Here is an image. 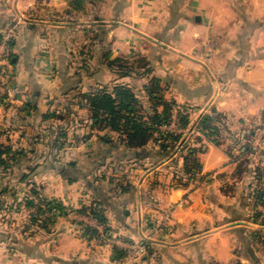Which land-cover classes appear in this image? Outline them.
I'll list each match as a JSON object with an SVG mask.
<instances>
[{
    "label": "crops",
    "instance_id": "1",
    "mask_svg": "<svg viewBox=\"0 0 264 264\" xmlns=\"http://www.w3.org/2000/svg\"><path fill=\"white\" fill-rule=\"evenodd\" d=\"M241 2L245 16L238 14V5L233 8L237 19L229 23L231 37L215 40L212 52L206 39L194 32L204 22L201 12L211 7L206 0H106V20L101 16L96 28H100V39L108 41V59L141 56L150 68L149 75L160 78L178 103L197 105L203 116L220 115V127L224 125L232 133L231 128L264 125V0ZM251 7L260 14L253 16ZM75 11L74 0H0V28L11 38L10 73L20 87L19 92L0 100V138L6 140L0 145L24 153L28 161L21 167L22 175L28 174V185L37 184L40 196L57 200L65 208L79 206L75 216L64 212L48 227H30L27 218L25 227L16 228L17 238H0V264H147L142 258L148 248L140 257L132 254L130 245L137 243L153 248L151 264H264V216L256 218L251 211L252 190L256 185L264 188V163L242 164L233 158L237 146L226 149L222 133L214 140L203 138L204 145L197 152L201 168L189 181L180 177L183 156L176 157L174 166L145 165L147 173L139 180L133 175L134 168L130 171L128 167L121 176L114 173V162L129 160L138 167L136 162L163 155H158V147L151 141L146 160L137 154L140 150L121 144L112 131L104 138L106 173L97 163L100 149L95 147L76 148L77 158L65 167L56 162L49 165L51 154L38 152L46 112L56 108L57 96L72 90L64 89L65 83L75 76L82 82L85 74L95 75L89 67L72 66L78 57L71 45L80 39ZM254 25L257 28L251 31ZM85 28L86 33L95 31L94 24ZM193 35L195 39L187 42ZM197 43L203 46L199 58L195 56ZM94 55L92 50L90 58H85L93 61ZM117 73L106 68L110 81L127 80L133 85L138 78L147 79L139 71L129 77ZM89 87L92 82L82 91ZM261 139L264 153V135ZM85 158L95 166L86 167ZM162 167H166L165 176L159 173ZM14 168V164L6 170L0 168V173L11 174ZM64 169L73 174L65 176ZM258 171L261 180L256 178ZM2 179L0 187L14 184L9 176ZM93 202L105 212L112 234L106 239L85 233L87 226L99 230L100 237L105 232L96 218L79 211ZM2 232L0 229V236ZM114 246L126 249V257L115 259Z\"/></svg>",
    "mask_w": 264,
    "mask_h": 264
},
{
    "label": "rangeland",
    "instance_id": "2",
    "mask_svg": "<svg viewBox=\"0 0 264 264\" xmlns=\"http://www.w3.org/2000/svg\"><path fill=\"white\" fill-rule=\"evenodd\" d=\"M206 2H209L211 7L209 10H205L201 12L202 17L204 18V22L202 25L198 26L199 28H197L196 31L194 32L199 33V35L203 37L202 39H206L207 41L206 47L208 51L212 52L216 50L215 40L230 39L231 37V30L229 27L230 26L229 23L237 19L236 18L237 16L234 13V9H235L234 7L238 5L240 9V12L238 11V14H242L244 11L241 8L242 6L239 4L242 3L241 0H206ZM75 10H76L75 23L80 27L78 31L80 35V39H74V45L73 46L71 45L72 53H74L76 57H78V59L75 61L77 64L75 65L72 64V66H74L75 68L76 67L83 68L85 70L86 67H89L90 71L94 69L93 71H95L94 73L95 75H92L90 77V75L85 74L84 80L82 82L80 81L78 82L77 79H79V77L75 76L74 80H70L65 83L64 86L66 87H64V89L70 88L72 90L70 91V93L63 91L61 95L57 96V99L54 100L56 105L55 107L59 111L58 114H60L61 116L56 120L57 121L56 123L60 125L59 127L57 126V131H56L58 140L60 141L58 145H60V143H62L63 145L61 148H59L58 146L56 148L53 145L55 137L54 134L51 133L49 130L53 120L49 118L46 119L44 126L45 129L44 131H42L44 138L40 143L41 145L39 146L38 152L44 151L46 155L51 154L49 155L51 157L49 165L55 164L56 162L57 164L61 163L60 165L65 167L69 162L73 161V159L77 158L76 157L77 155L74 154V150L76 148L81 149L80 151H84L85 149H89L90 147L92 148L95 147V149H100L99 150L100 152L97 157L99 161L97 163L98 164L101 163L100 164L102 165L101 171L102 173H106V143H104V138L106 137V135L111 134V130L99 129L98 126L93 127L91 125L92 119L90 118V111L86 106L81 105L82 103H84V101L80 97L79 93L83 90L84 85L85 87L89 86L91 82L93 83V86L113 83L114 81L112 80L110 81V79L106 76V68L108 69L110 67L111 69L116 70V73L118 72L117 74L126 75L125 74L126 72H130V71L137 72L136 69H139L143 65H147V62L145 59H142L141 56L138 55H130L128 56V58L117 57V58H113L114 60L109 58L108 60L109 52H108V48L106 49V46L108 45V41L105 36H104L105 39H100L102 38V34L100 33V28H98V31L96 28V25H98L102 20L99 19L101 16H103L104 19L106 20V0H81L80 3H75ZM250 13L253 16H257L258 14H260L258 11L254 10L253 7L250 8ZM244 14L245 13H243L242 16H245ZM88 24L89 25L94 24L95 26L94 32L93 31H89L88 33L85 32L86 31L85 26ZM256 28L257 26L254 25V27L250 29L251 31H253L256 30ZM5 30H6L5 28L0 30L1 33L0 39L3 40L7 38L8 41H10L11 38L9 35H7V32ZM87 36L91 38L86 39ZM192 39H195L194 35L193 37L191 36L189 38H186V41L191 42ZM202 47L203 46H200V44L197 43L196 53H195L196 58L201 57ZM92 50L95 54L94 60L93 61L89 60L88 61L89 64L86 67H82V65L85 64V60L83 59L85 57H88L89 59ZM7 52L8 53L5 56V59L1 61V70L3 73L2 75L5 76L6 79L5 82L7 86L13 85L15 87H19L17 78L16 77L13 78V75L10 73L11 71L10 68L12 67V63H11V58H10L11 54L9 48ZM127 55L125 54L124 56L127 57ZM187 56L188 57L190 56L189 52L187 53ZM167 61L169 63L168 65H171V63H173V61L171 60V55L167 57ZM109 62H111L113 65H109L110 64ZM70 63L72 62L70 61ZM192 77L194 79H197L195 75ZM80 79H82V77ZM140 79L142 78H138L137 79L138 81L136 82L134 81L133 85H135V89L137 90L140 99H142L146 111H148L150 107L154 104V101L149 99L147 90L144 87V83L147 81V79H143V80ZM126 81L127 80H124L123 82L125 83ZM129 83L131 82L129 81ZM162 87L164 88L163 90L165 91H163V93L161 94H164L167 100L169 101L173 100L174 99L172 97L173 92L170 91V89L168 90L166 88V84L164 82H162ZM89 88L91 89V87ZM2 97H6V94ZM2 97L0 98V100L2 99ZM160 108H162V106H160ZM177 112H178L177 107H174L173 120L170 122V124H165L162 126L163 130L182 134L180 140L175 144V147L172 150H170V153L168 155H166L167 153H165L163 157H160L159 159L154 158L153 161H150L147 160L149 159L148 156H150V153L148 150H146L148 151V153L143 156L144 158H146L147 161L136 162L137 165L140 164L138 167L137 166L134 167L135 165L132 166V163L128 162L129 161L128 160L126 162L127 164L125 162H122V164H120L121 162H117V163L114 162V164L111 165L112 166L111 170H113L114 173L121 176L124 175V173L128 172V167L130 171H132L131 169L134 168L133 175H135L136 176L135 178L139 180L144 173H147L143 171L145 165H149L150 163L155 162L156 165L170 163L172 166H174L178 164L175 161L176 157L183 156L184 152L188 148V145L195 144L198 145V147H202L204 145L203 140L201 142H198L197 139L198 137H202V138L211 137V139H214L216 137L220 138L219 137L220 134L210 136L207 134L208 132L201 130L200 121L203 117V114H200L201 112L197 107V105H191L188 107L191 123L187 127H181L179 125ZM223 120L227 125L225 117ZM221 127H222L221 133L223 137L226 136L227 139L224 140L223 142L224 147L227 149L228 146L231 145L237 146V150L235 152L236 155H233V158H235L238 161L239 160L242 161V163L251 162V161H254L255 163L258 161L260 164L262 162L264 163V153L261 151L263 145L261 137L264 135V125L257 126L250 124L244 128L242 127L241 130L239 128H237L236 130H233L235 128H231L230 131L232 133L227 131L224 128V125H222ZM254 133L258 134L257 138L249 140ZM15 138L18 139L17 135H15ZM0 142L4 143L6 142V140L0 138ZM19 145L16 147H21ZM14 150L17 151L19 150V148H16ZM182 151L184 152L182 153ZM256 152L259 154H257ZM52 154H55V157L52 156ZM238 156H240V158ZM33 158H34L33 155L28 156V159L32 160ZM155 159L157 160L155 161ZM27 161L28 160L26 157L19 158L18 161L14 159L13 164L15 168L13 172H11V174L10 173L6 174L5 172L0 173V179H2V177L9 176L10 181L14 182V184L10 189V193L7 195V197L10 198L11 203L8 204V206L4 210L0 211V229L3 230L2 232L3 236H0V238H4V239L6 238L13 239L14 237L17 238L15 234L16 228L25 227L27 225L25 224L26 223L25 220H27V218H28L27 220L28 225L30 227L37 228L38 227L37 225H39V223L42 224L44 221H46L47 224H55L58 221V219L62 216L63 211L69 212V214L70 213L74 214L75 212L74 209L79 207V206L75 207L68 205L67 208L64 209L58 208L57 210H53V212L51 211L43 212L40 213V217H39L40 219H42L41 221L40 220L37 222L30 221L29 219L30 217L28 214L38 213L39 212L38 208L40 206L44 208V205L40 203L37 204L36 206L28 205L27 197L30 198L33 197L31 193L32 185L27 184L28 179H26L25 181L21 180L23 176L21 172L22 169L21 167L24 166ZM84 165H86V167L95 166L94 162L89 158L84 159ZM159 173L165 176L166 167H162L161 170H159ZM49 174H51L52 177L53 173L50 172ZM72 174L73 173H71L70 170L64 169L65 176H71ZM34 176L35 175L33 173L32 178H34ZM262 176L263 175H261V177H258L257 180L263 179ZM35 186H37V184H35ZM63 205L64 204L62 203L61 206ZM55 206L56 203L54 202L50 205V208L54 209ZM251 208H252L251 211H253L254 216L259 214V216H257L256 218H262L264 216L263 203L260 202L255 203V199H253V203H251ZM262 220H264V218H262ZM101 229L103 230L102 227Z\"/></svg>",
    "mask_w": 264,
    "mask_h": 264
},
{
    "label": "trees",
    "instance_id": "3",
    "mask_svg": "<svg viewBox=\"0 0 264 264\" xmlns=\"http://www.w3.org/2000/svg\"><path fill=\"white\" fill-rule=\"evenodd\" d=\"M80 2L81 0H74V3ZM83 60H85V64H83L82 67H86L88 60L86 58ZM109 63V65H113L111 62ZM140 70L138 71L143 73L144 77H147L144 87L147 90L149 99L154 101V104L148 111H146L142 99H140V96L135 89V86L130 85V83L127 82L124 83L123 81H115L111 84L97 85L93 86L88 91H81L79 94L84 101V103L81 105L86 106L90 111V118L92 119L91 125L93 127L98 126L99 129H109L112 132H116L119 136V142L125 145L126 148L132 151L140 150L139 153H137L138 155L143 156L148 153V151H146V147L151 141L155 142L156 146L158 147V155H164L165 153L168 155L170 150H172L175 147V144L180 140L182 134L163 130L162 126L165 124H170V122L173 120V108L177 107L178 123L181 127H187L191 123L190 114L188 112L189 105L180 104L175 99L171 101L167 100L165 95L161 94L163 91H165L163 90L164 88L162 87L161 79L149 75L150 68L148 65H143L140 67ZM131 73L132 71L126 72V75L122 74V76H132ZM4 98L5 97H2V100ZM160 106H162V108H160ZM58 113V109L54 108L53 110H48L44 117L45 119L50 118L53 120L49 129L55 137L53 145L56 148L57 146L61 148L63 144L60 143V145H58L60 141L58 140L56 132L57 126H60L58 123H56V120L57 118L61 117ZM220 121V115H204L200 121L201 130L208 132L207 134L210 136L220 134ZM40 137L43 140V133H41ZM197 139L198 142L203 140L202 137H198ZM199 148L200 147H198V145L191 144L188 145V148L185 152L182 151V153L184 152V174L180 177H186L188 179L187 181L195 179L198 176L199 170L201 168V163L197 157ZM23 155L24 153L20 152L19 150L15 151L9 146L0 145V168H3L4 170L8 169L13 165L14 159L18 161L19 158L23 157ZM52 156L55 157V154H52ZM261 175L262 172L258 171L256 178L261 177ZM27 177L28 174H23L21 180L25 181ZM10 189L11 187L8 185L0 187V211L4 210L9 204L7 203L6 196L10 193ZM31 193L33 197H27L28 205L36 206L39 203L44 205V208L41 206L38 208V213L30 214L32 222L42 220L39 218L40 213L50 211L53 212V210H57L58 208H65L64 206H61L62 204L57 200L50 201L40 196L38 187L35 186V184L32 185ZM251 195L253 199H255V203L260 202L264 204L263 187L256 185L252 190ZM54 202L56 203V206L54 209H52L50 208V205ZM79 211L90 214L105 227V232L102 237L99 236L97 229L91 228L90 226L85 227V233L89 237L106 239L107 237L112 236V234L109 233L110 227L107 224V218L102 207L97 206L96 203L93 202L91 204H84L79 209ZM64 212L65 211H63V213ZM257 216H259V214L256 215V217ZM44 222V224L39 223V225L48 227L47 222ZM147 248V252L142 259L147 264H151L150 257L154 253V250L150 245H148ZM127 253L128 252L126 249L114 246L115 259L124 258L126 257Z\"/></svg>",
    "mask_w": 264,
    "mask_h": 264
},
{
    "label": "built area",
    "instance_id": "4",
    "mask_svg": "<svg viewBox=\"0 0 264 264\" xmlns=\"http://www.w3.org/2000/svg\"><path fill=\"white\" fill-rule=\"evenodd\" d=\"M9 48V41L7 38L3 39L0 44V98L4 96L5 94H14L16 92H19V87L15 86H7L5 76L2 74L1 70V61L5 59V56L7 55V51ZM132 248V254L134 257H140L142 254L146 252L147 245L146 243H137L134 245H130Z\"/></svg>",
    "mask_w": 264,
    "mask_h": 264
}]
</instances>
